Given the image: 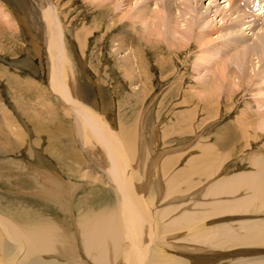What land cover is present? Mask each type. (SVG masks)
Instances as JSON below:
<instances>
[{
    "label": "rangeland",
    "instance_id": "1",
    "mask_svg": "<svg viewBox=\"0 0 264 264\" xmlns=\"http://www.w3.org/2000/svg\"><path fill=\"white\" fill-rule=\"evenodd\" d=\"M96 1L98 0H52V4L54 5L55 10H57V15L59 16L58 18L59 22H61L60 20L61 17L64 29L65 28L69 29V31L68 29L66 30V35L64 40L62 41L60 40L61 50L59 49V51L61 55L63 54V57L58 58L57 55L51 56L48 51V48H46L47 42L49 40L47 38H49L48 35L54 38V36H56L59 32H61L62 24L56 25L57 31H55L54 29L55 26L52 27V29L55 32L50 27L46 26V25L50 26V24H45L44 21L45 18L42 17V8H41L40 0H0L1 31L11 36V34H9L8 28L9 26H13L12 28L14 29L15 34L17 33L13 41H9L7 43L5 39H1L0 41V49H1L0 75L3 73L0 76V118H1L0 120L6 124V127L8 126V123H10V125L11 124L14 125L11 126V128L10 126H8L10 131L11 130H13L14 132L16 131L19 132V134L24 133L21 141L23 139L27 140V141L24 140V143L26 145L28 144L31 147H33L35 146L37 140L39 139L38 142L41 144H39L40 146L38 145L39 147L35 146L36 147L35 151L33 150L34 153L35 154L37 153L38 155L41 154L42 156L47 155L48 153L49 164L51 163V161L53 162V164L51 163L50 166H52L54 170L58 169L57 172L60 173L57 174L60 175L59 177L61 179L62 177H64V180L66 179L68 182L71 183L75 182V184L77 183L76 185L79 186L86 183L84 184V186H81V189L77 192L76 197H74L73 199V208L75 215H77V212H79L80 210L83 209L85 210V208H87L88 206L90 207L92 206L95 209V210L92 209L94 210L95 215L101 211L105 213V211L107 210L106 207H108L109 209L110 207H114L115 206L114 204H117L119 201H122L121 200L122 195L118 189L119 188L117 183L118 181L116 179H114L113 181L112 179H110L108 175V169L111 165L108 166V164H105L106 166L104 167L107 170L104 169V167H102L104 164L102 163H104V161L106 162V159L105 158L103 159V155L102 154L100 155L99 152H98L99 155H97L98 153L97 151H95L96 146L100 147L102 145L100 139H98V135L96 134V129L91 125L90 126L85 125L83 121L80 119V117H78L75 110H72V108L75 105H79L78 103H72L69 101L73 95V92L76 93L79 101L85 107H88L92 115H98L103 113L105 115V121L113 129L116 128V130L114 129L115 131H119L124 126L133 132L135 136L134 142L136 145L135 152L132 153L128 157V160L126 159L125 161L127 162L128 165L135 167L132 168L134 171L138 169L139 164L142 165V173H136L137 174L136 180L138 181L140 179L138 181V185H143L146 182H148V180L150 182L146 192L144 194L140 193L142 199L143 200L144 198L150 199L152 197L151 202L154 203L157 201L161 205L160 208L176 206V211L172 212L170 215L162 219L163 222L162 224H164V226H166L168 222L171 221L176 216L177 217L181 216L187 213V211L188 213L193 212L199 215H207L209 213V211L207 210H209L212 204L217 205V202H219L218 205H220L221 202H222L221 204H224V201H226L225 203L229 201L232 203L235 200L237 201L239 199H243V197H247L248 196L247 192L248 193L250 192L245 188L239 189L240 192L238 191L234 194L228 195L223 193L221 195H217L218 197L210 196V195L206 196L205 191L207 190L208 186L209 187L213 186L210 184L212 183L214 184L215 181H216L215 183L222 181L225 173H226L225 175L228 176H233V175L235 176L236 174L243 173L246 170L247 172L244 173H249V172L251 173L254 171L255 166L253 165L254 162L253 158H255V155L257 156L258 154H261V151H257L256 149L254 150L253 149L254 147H252L251 144H249L252 139V134H251L252 132L250 131L251 129L247 126L245 127L243 124L237 125L235 121H237L238 117L246 111L244 109H249V111L251 110L250 112L252 113L255 112L256 114L254 113L255 115L254 118H256V120H258L260 123L263 122L264 120V111H263L264 110V60H261L259 55H255L252 58H250L249 61H247L248 62L247 66L249 68L251 67L250 70L251 71L253 70L251 73L252 74L254 73V75L251 79L249 77L247 79L245 78L246 80H243V78L240 77L241 74L243 73H241L237 65H226L228 66L227 69L228 71L230 66V69L234 67L237 72H235L234 74L230 73L228 76H226L227 79L226 78L224 79L226 83L225 82L221 83V81L217 79L216 84L213 85L215 91H213L212 93H208L206 91L204 94L200 93L201 89L204 90V88H206L207 82L208 81L211 82L210 81L211 78L213 80L216 78V74L218 73V68L221 66V65L220 66H216V65L217 64L219 65L220 62H223V64L227 63V61H229V59L233 55H235L236 52L239 51L241 45H238L240 43L239 41H236L235 46H233L234 47L233 50H231L228 47V44L231 43L230 40L235 39V36L229 34L227 30H223L222 32L217 34V32L215 31L216 25L217 28H219V26H222L223 23L220 21L221 19L220 16L219 18L216 19L217 20L216 21L215 20L216 17L214 18L213 13L211 12H208L209 16H206L207 12L205 13L204 5H208L210 1L190 0L189 1L190 3H188V1L185 0L177 1V2L175 1V3L174 2L173 3L174 5L175 4L176 5L174 6L172 4V6L176 7L177 5L178 6L180 4L182 5L181 6L182 13L177 11H176L177 13H175V10H173L174 13H172L173 15L171 14L172 18L173 16H175L174 18L176 19L174 27L175 25H177L176 27L179 29L178 32H175V34L181 37L180 35L182 34L179 33L180 31L188 35L190 37L188 46H186L185 48L184 47L185 45L182 42V46L184 48L183 47L179 48L182 49L183 50L182 51L176 49V47L173 45V43L175 41H178V39L170 40V46L173 49H176L175 53L171 55V52H169L170 50L169 51L167 50L168 52L165 53L166 55L165 56L164 52H160L161 54V55L159 54L160 58L159 56L155 57V55H152V57L151 55H144L145 61L143 64L146 65L147 70L143 69V67L141 69L140 67V69L139 70L137 69L135 73L136 77H134L133 79L129 78L123 67L117 64V56H115L114 53L115 45L113 43L114 42L113 39L117 27L115 25H109L110 27L107 26V20L104 21L105 24H103V26H101L100 28H98L97 25H95V22L93 20L95 14H93L94 11H92L89 4H92L91 2H96ZM218 1L219 2L216 4V7L218 9L219 8L226 9L223 6H225L228 2H226L225 0L224 1L218 0ZM136 2L137 0H133V5H134L133 7L136 8L137 10L142 6V4H144V2H146L148 11H151V14L153 9L159 7L156 5L157 0H138L137 4ZM201 3L204 4L202 5ZM119 4H120L119 5L120 9L118 8V10H116V15H118L120 18L127 17L124 20H128V21L134 20L137 22V19L135 17H132V19L131 17H128L130 14V13L129 14L126 13V9L128 7L125 6L123 2H120ZM187 4L193 5L198 12L194 11L196 13L193 12L192 15H190L191 13L189 14V12L187 14L184 13L185 11H183V9L186 8V6H188ZM199 6L202 7V9ZM174 7L173 9H175ZM89 8L91 10H89ZM131 16H133V14ZM194 19L196 20V23L194 22L195 21ZM242 19L244 20V18L242 17L240 18L239 21H241ZM251 19L252 18L247 16L246 18L247 22L245 20L244 21L242 20L240 24L242 25L243 22H246V24L242 26L243 28L242 27L241 28L246 29L248 27L249 30L248 29L244 30L245 33L244 35L246 36V38L251 39V41H253L254 38H256V36L253 35L254 30L252 29V31H250L249 28V26L250 25L252 26L254 23L253 20L251 22ZM138 24L141 25L139 20L137 25ZM172 25L173 24L171 22L169 26L171 27ZM169 26L165 27L169 29L168 33L171 30ZM58 28H60L61 30ZM257 28L255 29V32L258 31ZM166 30L167 29H165V34L166 37H168L167 35L169 34H167ZM75 32L76 33L80 32L81 36L79 35V33H77L81 38V39L78 38L77 35V38L80 41L83 39V37L84 39L86 38L85 40L81 41L82 44L81 42L79 43V40H77ZM83 32H85V34H83ZM62 33L59 39H62ZM203 33L205 34L202 35ZM181 40L183 39L181 38ZM40 41L41 43H39ZM4 43H6L4 46L8 45V47L7 46L4 47L2 45ZM53 45H55V38ZM150 47L152 49H155V47L151 45ZM9 48H13L16 51L12 49L9 50ZM62 48L64 49V53ZM166 49H167V44H166ZM69 50H71L72 53ZM147 50L151 51L149 47ZM47 51L49 54L47 53ZM236 57L233 56L234 59H236ZM146 59L149 61H146ZM252 59L254 61L251 64ZM161 60H163V62H161ZM55 61L60 63L57 64V62ZM53 62L54 64H52ZM253 64H257V65L253 67ZM51 65L53 67H51ZM58 65L59 66L62 65V66L58 68L59 67ZM248 67H246V69ZM249 68L248 71H250ZM56 70L59 71V73L61 71L63 72L66 70L67 72L65 71V73L67 74L65 75H62L64 74V72L63 73L61 72L62 77H65L64 79L65 80L67 79V81L72 80V82H70L71 85L69 84V88L72 89L66 88L70 92L69 96H65L66 94L62 92L60 84L58 82L59 73L56 72ZM68 74L70 75L68 76ZM138 76L143 77L142 80L144 78L147 79V81L144 79L148 85L146 90L144 91L135 88V82L138 81L137 78ZM50 79L52 82L50 81ZM31 82L32 83L36 82L35 84H37L38 87L33 86ZM230 82H235V87L231 86ZM52 85H55L56 89ZM229 85H230V89L234 88L231 89L232 92L228 90ZM38 88L41 89L40 93L42 92L41 94L42 97L41 95L37 94ZM17 89L19 91H17ZM230 92H231V96L229 95ZM27 93L30 95V96L28 95L30 99L34 98L30 102H27V100L24 101L25 98L26 99L28 98ZM21 95L22 97L23 96L25 97H23L22 99L23 101L21 100V102L18 103L16 101L17 97L20 98ZM45 100H47L48 102H46ZM35 103L36 105H34ZM48 103L51 104L52 107L55 108L58 107V110L56 109L54 110V112L52 111L55 117H59L58 121L49 118L51 117L50 114L52 109L51 106L49 105L47 106ZM44 104H46V106L48 107L47 110H45L46 106ZM39 106L43 108V112L45 114V116L42 115L40 116V118L45 123H47V121L49 120L53 122V123L51 122L52 124L51 123L48 124L50 122L49 121L46 127L44 126V128H41L46 132H40V131L38 132L35 130H34L35 132L32 131L34 128V123H33L34 120L30 119L29 115L31 114L32 111L33 112L30 115V117L38 115V113L34 110H36V108ZM24 111L26 113L27 111H29V114L28 113L26 114ZM58 112L60 113V116L56 115V113ZM20 115L21 117H19ZM3 116L5 119L3 118ZM63 117L64 120L62 121ZM13 118L15 119L13 120ZM29 122L31 125L29 124ZM16 124L18 125L16 126ZM224 125L225 127L231 126L233 129L232 130L226 129L222 127ZM55 126L56 127L59 126V129L57 128L58 129L57 130ZM16 127L19 130H17ZM229 130L230 132L235 131L236 141H234L233 143L227 142L225 144L227 145L226 149H222V147L224 146L222 140L224 141V136L229 133ZM134 132H136V134ZM29 133L31 134L30 136ZM49 133H51L50 134L51 136L47 135ZM14 134L16 135L17 133ZM53 134H55V136ZM12 137L13 139H16L19 138V135L17 134V136H11V138ZM83 139L85 140L89 139L90 142H88L89 140L85 142L83 141ZM245 140H248L247 141L248 144ZM81 141L85 143V146ZM258 141L261 144V147H263L264 131H262L261 139H258ZM207 142L208 143L212 142L216 144V147L218 148L216 149L215 147V152H218L221 155H225V158L223 159L224 162L222 161L223 163L222 162L219 163L220 167L216 175L215 176L212 175L209 177L207 176L208 178L205 177V175H202L203 176L202 178L205 179L204 182L203 179L196 178L197 175L195 174L193 175V177L196 180L194 181L195 185L191 187L192 189L190 188L189 191L187 192H175L171 196L169 195L166 199H164L163 197L166 195L165 191L169 185L168 178L170 177V174L174 173L175 175L176 173H178V171L180 170L182 171V169H185V167L194 157L196 158L201 156L205 147L204 145ZM253 144H257V143L254 142ZM88 147L90 148L88 149ZM138 149H140V151ZM90 150L94 153L96 152L95 155L97 158L95 157V155H92V152H90ZM52 152H54V154ZM57 152L66 154L63 155L66 159L64 161L59 160L58 157L54 156L55 153ZM106 153L107 151L105 150L104 156ZM87 154H90L91 156L90 155L89 156L94 157L95 160L94 158H91V160L88 159ZM13 158L14 161L12 160ZM76 159H80V160H77L76 163L75 161ZM96 159L98 162H96ZM12 161L14 163L12 165L13 167H11V164L8 165L9 163H12ZM19 161L20 163H23L24 166H27V168L24 170L23 168H20L18 165ZM37 162L38 161L36 160V158H31V157L28 158V156L25 153L18 155L14 153L11 154H7V153L5 154L4 152L0 153V167H1L0 168V213H1L0 216H2V214L6 216L8 214L11 215L12 213H14V216L16 217L14 218L16 220H19L17 216L20 215L22 216V219L24 218L23 221L33 220L35 219L34 217L38 214H42L41 216H38L40 217V219L44 217H51V218L56 217L59 218L60 220L61 219L63 220L64 218L67 217L66 211H62L57 205H54L55 203L53 201H47L42 196L32 195L31 193H29L32 191L31 189L32 188L34 189L35 187L36 182L33 180L32 170L35 165L37 164L40 165V163ZM91 162L92 163L94 162L95 165H91ZM170 162H172L171 165L169 164ZM165 163L167 164L168 168L170 169L173 168V171L166 168ZM69 165L76 169L79 167L78 169L80 173L86 172L89 175L90 174L95 175V177L96 174L98 173L97 175L100 174L102 180L93 181L92 179L82 176L83 174L80 173L78 174V172H75L76 170L69 172L67 171L69 170ZM224 165L228 166L229 174L227 173L228 170L226 172L222 171ZM81 168L82 170L84 169V172L80 170ZM166 169H168L170 172ZM10 173H12L13 175L12 176L9 175ZM157 173L162 174V176ZM145 174H147L149 177ZM217 175H221V176H217ZM146 176L148 177V179ZM165 176L167 177V179ZM161 177H163V179ZM220 177H222V179ZM103 178L105 181L103 180ZM149 178H152L151 179L152 182L150 181ZM64 180L62 179L60 181H64ZM112 182L115 183L113 184ZM152 185L155 188H153ZM158 189L161 191L160 197L158 196ZM202 190L204 191L202 192ZM84 195H86L85 196L86 200L83 197ZM213 197L215 199H213ZM158 203L157 205L159 207ZM155 204L153 205L155 206ZM203 207H206L208 209ZM30 208L31 211L33 210L31 214H30V210H28ZM97 208L100 209L96 210ZM26 210H28V212ZM39 210L40 211L42 210L41 213ZM17 211H19V213ZM15 212L17 213L15 214ZM34 212L35 213L39 212V213L35 214ZM240 212L244 215H242ZM240 212H239L240 215L237 212H227L224 213L223 216H219V217L212 216V218L208 220L196 219V221H194L189 227H186V229L178 228V232L174 235L175 239H173V241L176 242L174 246L177 248L170 249L168 254H171L173 256L176 254H179L180 256L181 254H185L181 257V259L182 258L185 259L184 257L187 255L191 256L192 258H194V262L191 264L194 263L213 264L210 262V260L207 263V261L202 262L200 261V259L201 260L206 259L205 257L206 254L208 256V254L213 251L216 252V251L235 249L234 245L232 247L225 246L224 248H221L222 245H219L218 247L213 246L214 240H217L218 237L224 236L223 234H220V232L218 231L219 229H225L228 231L233 230V232L235 231L237 234L241 235L248 229L245 226V224H252L253 222L252 227L256 228L257 225L255 223L257 222V224L261 228V233L264 234L263 231L264 213H261L260 210L259 211L256 210L255 212H253V214H251V212L249 213L248 212L243 213L242 211ZM24 213L27 215H25ZM28 214L31 217H29ZM69 218L70 217L68 216V221H67L68 223H66V225L70 226L69 228L73 230V232H75L76 230L74 228L75 223L73 224V222H75V219H73L74 221L72 222V220ZM236 220L238 223H234L236 222ZM247 220L249 223L247 222ZM260 222L262 224H259ZM217 224L218 226L216 228L215 225ZM228 225L230 226V228ZM236 226L237 229H235ZM194 231L197 232L195 233ZM206 231L207 232L210 231V233L207 236L205 235L207 233ZM215 231L217 233H215ZM199 236H201L202 238H200ZM163 238L165 237L163 236ZM171 239L172 238L169 239L165 238L162 239V241L166 243L168 240ZM206 241L208 242V244ZM125 243L127 244V242ZM245 245H247L246 250H251V252L243 251V250L241 252L234 251L235 253H237V255L239 253L240 254L238 256L236 255L235 257L228 258L227 261L225 260V262L224 261L222 262V260H220V262L217 263L235 264L237 262V259L239 260L241 257H243L241 259H245L246 261H248L249 264L254 263L255 261L256 262L264 261V243L258 244L257 242L254 244H243L242 247H245ZM187 248L188 250H186ZM203 253L206 254L203 255ZM234 255L235 254H232V256ZM249 255L251 258L249 257ZM167 257L169 258L170 255H167ZM181 259H180V263L188 264L186 259H185L186 260L185 263L182 262L183 259L182 260Z\"/></svg>",
    "mask_w": 264,
    "mask_h": 264
},
{
    "label": "bare ground",
    "instance_id": "2",
    "mask_svg": "<svg viewBox=\"0 0 264 264\" xmlns=\"http://www.w3.org/2000/svg\"><path fill=\"white\" fill-rule=\"evenodd\" d=\"M175 1L177 2V1H183V0H157L156 5L159 7H156V9H153L152 14H151V11H148L147 3H146L147 1L144 2V4H142V6L140 8H138V10L133 7L134 6L133 0H98L96 2H91L92 4H89L92 11H94L93 14H95V15H94L93 20L95 22V25H97L98 28L103 26V24H105L104 21H106V20H107V26L115 25L117 27V29L115 30V35H114V39H113V41H114L113 43L115 45L114 53H115V56H117V64H119L120 66L123 67V69L125 70V72L127 73L129 78L133 79L134 77H136L135 73H136L137 69L138 70L140 69V67H141V69H142V67H143V69H146V65L143 64L145 61L144 55H151V57H152V55H155V57H156V56H159L160 52H164V55H165V53L168 52L169 50H170L169 52H171V55H172L173 53L176 52V49L183 47L182 42L184 43L185 48H186V46H188L189 39H190V37L188 35L184 34L183 32H180V31H179V33L182 34V35H180L181 37H179L175 34V32H178L179 29L176 27L177 25H175V27H174L176 19L174 18L175 16H173V18H172V15H173L172 13H174L173 10H175V13H177V12L182 13V9H181L182 5L181 4L179 6L177 5L179 8L177 6L174 7L176 5V4L174 5ZM185 1H188V3H190L189 2L190 0H185ZM208 1H210L209 4L204 5L205 6V8H204L205 13L207 12L206 13L207 15L206 14L205 15L209 16L208 12H211V13H213V17L214 18L216 17L215 20L217 18H219V16H220L221 17L220 21L223 23L222 26H219V28H217V25H216L215 31L217 32V34L222 32L223 30H227V32L229 34H231L232 36H235V39L230 40L231 43L228 44V47L231 50H233V48H234L233 46H235L236 41H239L240 44H238V45H241V47H240L239 51L236 52L235 55H233L235 57L237 56L236 59H234L232 56L229 59V61H227V63H225V64H223V62H220L219 65L218 64L216 65V63H215L216 66H220V65L221 66L218 68V73L216 72L217 73L216 78L214 80L211 78V80H210L211 82H209V81L207 82L206 88L202 87V88H204V90H202V89L200 90V93H203V94L205 93V91L208 93H212L213 91H215V89L213 88V85L216 84L217 79H219L221 81V83H224L225 82L224 79L226 78V76H228L230 73L234 74L235 72H237L234 67H232V69H230V66H229V71H228L227 70L228 66H226V65H237L238 68L240 69L241 73H243V74H241L240 77L243 78V80H246L248 77L251 79L254 75V73L253 74L251 73L253 71V70L252 71L250 70L251 67L249 68L247 66L248 65L247 61H249L250 58H252L255 55H259L260 59L264 60V30H262L260 28L258 29L254 23L252 26L250 25L251 26V27L249 26L250 31H252V29H253L254 30L253 35L256 36V38H254V40L251 41V39L246 38V36L244 35L245 34L244 30H247L248 27L246 29H242L243 28L242 26L244 24H246V22H247L246 18H247L248 14H245V13L248 12V6L242 8L241 5L236 0H225L226 2H228L226 5L224 4L225 6H223L226 9H221V8L218 9L216 7V4L219 2L218 0H208ZM40 2H41V8H42V17L45 18V20H44L45 24H50V26L49 25H46V26L50 27L51 29L53 26H55L54 29H55V31H57L56 25L62 24L61 25L62 30L60 28H58L61 30V32L58 33L59 35L57 34L56 36H54L55 45H53L54 38L52 36L50 37L48 35L49 38H47V39H49V40H48V42L45 41V42H47L46 48H48V51H49L51 56L57 55L58 58L63 57V54L61 55V53L59 51V49L61 48L60 40L61 41L64 40L65 35H66V30L68 28L64 29L61 17H60L61 22H59V20H58L59 16L57 15V10H55L54 5L52 4V0L51 1L50 0H40ZM120 2H123L124 5L129 8V9L127 8L128 11L126 9V13L127 14L130 13L128 17H131V19H132V17H135L137 19V22L134 20H131V21L124 20L127 17L120 18L118 15H116V10H118V8L120 7L119 6ZM137 3H138V0H137L136 4ZM172 4L174 6H172ZM187 5L188 6H186V8L183 9V11H185L184 13L187 14L189 12V14L191 13L190 15H192V13L194 11H197V9L193 5H190V4H187ZM0 6H1V3H0ZM173 7L175 9H173ZM200 8L202 9V7H200ZM91 9L89 8V10H91ZM194 13H196V12H194ZM132 14H133V16H131ZM262 14L263 13H261V12L257 13L258 16H262ZM242 17L244 18V20L246 22H243L241 25L240 23L243 19L241 21H239V20ZM263 17H264V15H263ZM138 20L140 21L141 25L140 24L137 25ZM171 22L173 25L170 27L169 24H171ZM194 22L196 23V20ZM251 22H252V19H251ZM250 24H252V23H250ZM167 26H169L171 29L169 33H168L169 29L165 28ZM12 27L13 26H9V28H8L9 34H11V36L5 34V32H2L0 29V41H1V39H5L6 43H7V42L13 41L15 39V36L17 33L15 34L14 29ZM256 28L258 31L255 32ZM165 29H167L166 32L170 36L167 35L168 37H166ZM242 30H243V33H242ZM62 31H63V33H62ZM68 31H69V29H68ZM61 33H62V39H59L61 36ZM77 33H79V35H80V32H77ZM77 33H76V38L78 35ZM83 34H85V32H83ZM204 34L205 33H203L202 35H204ZM79 35H78V38H80ZM246 35H247V33H246ZM45 38H46V36H45ZM78 38H77V40H79ZM181 38L183 40H181ZM85 39L83 37L82 40H85ZM172 39H178V41H175L173 43V45L176 47V49H173L170 46V40H172ZM81 41L79 40V43ZM166 41H167V43H166ZM6 43H4L2 45L4 46ZM39 43H41V41ZM113 43H112V46H113ZM165 43L167 44V49H166ZM81 44H82V42H81ZM150 45L155 47V49H152L150 47ZM6 46L8 47V45H6ZM6 46H4V47H6ZM63 47H64V45H63ZM148 47L151 49V51L147 50ZM10 49L14 50L13 48H9V50ZM179 50H182V49H179ZM179 50H177V51H179ZM14 51H16V50H14ZM48 51H47V53H48ZM69 51L71 52V50H69ZM63 53H64V49H63ZM185 53H186V50H185ZM159 58H160V56H159ZM163 60H161V62H163ZM146 61H149V60L146 59ZM253 61L254 60L252 59L251 64L253 63ZM55 62H57V61H55ZM58 63H60V62H57V64ZM52 64H54V62ZM63 64H64V62H63ZM158 64H160V63H158ZM163 65H161V66H163ZM256 65L257 64H253V67ZM61 66H59L58 68H60ZM72 66H74V65H72ZM51 67H53V66L51 65ZM55 67H56V65H55ZM246 67H248L250 71H248V68L246 69ZM210 70H211V67H210ZM65 71H63L64 74H62V75L67 74V73H65ZM56 72L59 73V71H57V70H56ZM61 72L59 74L57 73L59 76L58 82L60 84L62 92L64 94H66L65 96H69L70 92L67 89H72V88H69V84H70V82H72V80L71 81L70 80L67 81V79L65 80L64 79L65 77H62ZM84 72H85V70H84ZM69 75L70 74H68V76ZM148 75H150V74H148ZM137 78H138V81H140V82L135 80L136 81L135 82V88L141 89L143 91L146 90V88L148 86L146 83L147 79L144 78L146 81L144 79L142 80L143 77H141V76H138ZM50 81H51V79H50ZM54 82H56V81H54ZM35 83L31 82V84L33 86H37V84H35ZM130 83H132V82H130ZM53 84H55V83H53ZM132 84H134V83H132ZM230 84H231V86L235 87V82H230ZM52 86H54V88L56 89L55 85H52ZM75 86H77V85H75ZM231 89H234V88H231ZM231 89H230V85H229L228 90L231 91ZM40 90L41 89L38 88L37 94H39V95L42 94V92L40 93ZM17 91H19V90L17 89ZM44 92H46V91H44ZM231 92L229 93L230 96H231ZM224 94H225V92H224ZM232 94H234V93H232ZM25 95H26V93H25ZM28 95L29 94L27 93L28 98L27 99L25 98L24 101L27 100V102H30L34 98L31 97L32 99H30L29 98L30 95L29 96ZM12 96H9V97H12ZM15 96H17V95H15ZM21 97H22V95H21ZM21 97L20 98L17 97L16 101L18 103H20L21 100L23 99V97H25V96H23L22 98ZM41 97H42V95H41ZM44 98H43V100H44ZM206 98H207V96H206ZM68 100H69V97H68ZM45 101L48 102L47 100H45ZM69 101L72 103H78L79 104V105H75L72 108V110H75L76 114L78 115V117H80V119L83 121V123L85 125H88V126L91 125L96 129V134L98 135V139H100L102 145L100 147L96 146L95 151H97V153L99 152L100 155L102 154L103 159L104 158L106 159V162L104 161V163H102V164H104L103 166L101 165L102 167L106 166L105 164H108V166L111 165L108 169V175H109L110 179H112L113 181H114V179H116L118 181L117 182L118 187H119L118 189L121 192V195H122L121 200L122 201L117 200L119 202L117 204H114L115 206L113 205L114 207H110L109 209H108V207H106L107 210L105 211V213H103L101 211L95 215L94 214L95 209L92 206L91 207L88 206L87 208H85V210L83 209V210H80L79 212L76 211L77 215H75L74 208H73V199H74V197H76L77 192L81 189V186H84V184H86V183L79 186V185H76L77 183L75 184V182L71 183V182H68L66 179L64 180V177H62V179L68 183H66L64 181H60V180H62L59 177L60 175H58L60 172L58 173L57 172L58 169L54 170L52 168V166H50L51 163L53 164V162L51 161V163L49 164L48 153H47V155H44V156H42L41 154L38 155L37 153L36 154L34 153L35 148L39 147L40 146L39 144H41L38 142L39 139L37 140L36 144L34 142L36 147L35 146L31 147L28 144L26 145L24 143L25 139H23L21 141L23 134H24L23 132H22L23 134H19V132H16V131L14 132L13 130L10 131L8 126H10V128H11V126H14V125L13 124L10 125V123H8V126L6 127V124L0 120V153H3V152L5 154L6 153L7 154L14 153L16 155L25 153L28 156V158H30V157L36 158V160L40 163V165H38L37 164L38 162H37L36 164L38 166L35 165L33 168L34 171L32 170L33 180L36 183H35L34 189L32 188L31 189L32 191L31 192L28 191V192L31 193L32 195L42 196L47 201H53L55 203L54 205H57L62 211H66V213H67V215H66L67 217L64 218L63 220L62 219L60 220L59 218H56V217L55 218L44 217V218L40 219V217H38V216H41L42 214H38L34 217L35 219L28 220V221H23L24 218L22 219V216H20V215L17 216L19 218V220H16L14 213H12V214L10 213L11 215H9L7 213L8 215H6V216L2 214V216H0V264H182V263H180V259L185 254H181V256L179 254H176L174 256L171 254H168L170 249L177 248L174 246V244L176 242L173 241V239H175L174 235L178 232V228H185L186 229V227H189L194 221H196V219L208 220V219L212 218V216H214V217L223 216L224 213H227V212L239 213L240 211H242L243 213L251 212V214H253V212H255L256 210H258V211L260 210L261 213H264V146L261 147V144L258 141V139H261L262 131H264V123H263L264 120L261 123L258 120H256V118H254L255 112L252 113V112H250L251 110L249 111V109H244V110H246L245 112L247 114L244 112L242 115H240L238 117L237 121L234 120L237 123V125L243 124L245 127L247 126L251 129L250 131L252 132L251 133L252 139H251V142L249 144H251V146L254 147L253 148L254 150L256 149L257 151H261V154H258L257 156L255 155V158L252 157L253 161H254L253 165L255 166V168L253 167L254 171L251 173L250 172L244 173V172H247V170H246L243 173L238 172L239 174H236L235 176L233 174H230L233 176H228V175H225L226 173L225 174L223 173V172H226L228 170L227 173L229 174L228 166L224 165L223 170L221 169L223 171L222 173L224 174L223 179H222L223 176L220 177L222 179V181H219L218 183H215L216 182L215 181L214 184L213 183L210 184V185H213L211 187H209L207 185L208 188L205 191L206 196L207 195L217 196V195H221L223 193L228 194V195L234 194V193L238 192L239 189L245 188V189L249 190L251 195H250V193L247 192V195H248V196L246 195L247 197H243V199H239L237 201L235 200L232 203L228 200L230 203L229 202L225 203L226 201H224V204H221L222 202L220 203V205H218L219 202H217V205L212 204L211 207L209 208V210H207V211H209V213L207 212L208 213L207 215H199V214L193 213V212L188 213V211H187V213H185L181 216H178V217L176 216L171 221H169L167 225L165 224L166 226H164V224H162L163 223L162 219H164V217H167L168 215H170L172 212L176 211V206L175 207L160 208V206H161L160 203H158L156 201L159 204V207H158L156 202H154V203L151 202L152 197L150 199L149 198H146V199L144 198V200L142 199L140 193L144 194L146 192V190L148 189L147 187L149 186L150 182L148 180V182H146V181H145L146 183L144 182L145 184L138 185V181L140 179L138 181L136 180V175H137L136 173H142V165L139 164L138 169H136L134 171L132 168H135V167L128 165L127 162L125 161L126 159L128 160V157L132 153L135 152L136 145L134 142L135 136H134L133 132L124 126L119 131H115L116 128H114L115 129L114 130L105 121V115L103 113L98 114V115H92L91 112L89 111L88 107H85L79 101L75 92H73V95ZM49 103L47 104V106L48 105L51 106V104H49ZM34 105H36V103ZM44 105L46 106V104H44ZM40 106L37 107L36 110L33 109L34 111H36L38 113V115L30 117V115L33 112L32 111L31 114L29 115V118L34 120V122L31 121L34 123V128L32 131L35 130L38 132L39 131L40 132H46V131L42 130L41 128H44V126L46 127V125L50 124L52 121H50V120H49L50 122L47 121V123L49 122L47 124L40 118V116H42V115L45 116V114L43 112V108ZM45 106H43V107H45ZM47 106H46L45 110H47V108H48ZM25 107H27V106H25ZM21 109H23V108H21ZM51 109H52L51 114H50L51 117H49V118H52V119L58 121L59 117H55V115H53V113H52V111L54 112V110H56V109L58 110V107L55 108V107L51 106ZM25 110H26V108H25ZM28 110H29V108H28ZM55 112H57V111H55ZM27 113L29 114V111H27ZM45 113H46V111H45ZM56 115L60 116V113L58 112V113H56ZM19 117H21V115ZM211 117H212V115H211ZM3 118H4V116H3ZM14 119L15 118H13V120ZM63 120H64V117H63L62 121ZM29 124H30V122H29ZM17 125L18 124H16V126ZM19 126H20V124H19ZM49 126H51V125H49ZM222 127L226 128V129H231V130L233 129L231 126L225 127V125H224ZM57 128L59 129V126L56 127V129ZM16 129H17V127H16ZM17 130H19V129H17ZM51 130H53V129H51ZM66 130H64V131H66ZM9 131H10V133H9ZM52 132H54V131H52ZM14 133H17L19 135V138H16V139H13V137L11 138V136H17V134L15 135ZM64 133H66V132H64ZM134 133L136 134V132H134ZM50 134L51 133H49L47 135H50ZM77 134H78V132H77ZM30 135L31 134L29 133V136ZM41 135H42V133H41ZM53 135L55 136V134H53ZM244 135H245V133H244ZM56 136H57V134H56ZM235 136H236L235 131L230 132V130H229V133L224 136V141L222 140L223 145H224L222 147V149H226L227 145H225V144L227 142L233 143L234 141H236ZM81 140H82V138H81ZM87 140H89V139H87ZM87 140L83 139V141H85V142ZM25 141H27V140H25ZM50 141H51V139H50ZM245 141L247 142L248 140H245ZM88 142H90V140ZM252 142L253 143L255 142L257 144H253ZM97 143H98V140H97ZM83 144L85 146V143H83ZM247 144H248V142H247ZM99 145H100V143H99ZM137 145H138V142H137ZM204 146L205 147H204V150H203V153L201 156L196 157V158L194 157L190 162L188 161L189 164L185 167V169H182V171L181 170L178 171V173H176L175 175H174V173L170 174V177L168 178L169 179V181H168L169 185L165 191L166 195L164 197L162 196L164 199H166L169 195L171 196L175 192H187V191H189V189L195 185L194 181L196 179L193 177V175H195V174L197 175L196 178L203 179L204 182H205V179L202 178L203 177L202 175H205V177L216 175V173L218 172L219 167H220L219 163L223 161V159L225 158V155H221L220 153L215 152L216 144H214L212 142H209V143L207 142ZM236 146H237V144H236ZM249 147H250V145H249ZM64 148H65V146H64ZM89 148L90 147H88V149ZM138 148H140V147H138ZM143 148H144V146H143ZM217 148L218 147H216V149ZM228 149H229V147H228ZM60 150H62V149H60ZM105 150L107 151V153L104 156ZM136 150H137V148H136ZM138 150L140 151V149H138ZM103 151H104V153H103ZM90 152H92V151L90 150ZM49 153H51V152H49ZM52 153L54 154V152H52ZM99 153L97 155H99ZM95 154H96V152L95 153L92 152V155H95ZM63 155H66V154L57 152V153H55L54 156L58 157L59 160L64 161L66 158ZM87 155H88V159H90V160H91V158H94V157H90L91 156L90 154H87ZM44 157H46V158H44ZM95 157H96V155H95ZM141 157H142V155H141ZM73 158H74V156H73ZM12 160L14 161V158ZM77 160H80V159H76L75 160L76 163H77ZM94 160H95V158H94ZM13 161H12V163H9L8 165L11 164V167H13L12 166L14 164ZM67 161H68V159H67ZM92 161H93V159H92ZM10 162H11V160H10ZM96 162H98L97 159H96ZM171 163L172 162H170L169 164L171 165ZM18 165L20 168H23V170L27 168V166H24V164L20 163V161L18 162ZM73 165H74V163H73ZM91 165H95L94 162L93 163L91 162ZM1 166H3V165H1ZM97 166H98V164H97ZM247 166H248V164H247ZM165 167L168 168L167 164L165 165ZM14 168H15V166H14ZM78 168L76 169V168L69 165V170H67V171L71 172V171L76 170L75 172H78V174H79L80 172H79ZM104 169H106V168L104 167ZM168 169H170V168H168ZM168 169H166V170H168ZM80 170L82 172H84V169L82 170V168H81ZM145 170H146V168H145ZM147 170H148V168H147ZM170 170L173 171V168H171ZM16 171H18V170H16ZM159 173H157V174H159ZM80 174H83L82 176L87 177L89 179H92L93 181L102 180L100 177V174L97 175L98 173L96 174V177H95V175H91V174L89 175L86 172L80 173ZM9 175L12 176L13 174L10 173ZM145 175H147V174H145ZM159 175L162 176V174H159ZM217 176H221V175H217ZM148 177H147V179H148ZM191 177H193V178H191ZM161 178L163 179V177H161ZM110 179H108V180H110ZM149 179L151 181L152 178H149ZM166 179H167V177H166ZM103 180H104V178H103ZM87 182H89V181H87ZM90 185H91V183H90ZM153 188H155V187L153 186ZM204 190H205V188H204ZM204 190H202V192ZM160 193H161V191L158 189V196L159 197L161 196ZM152 195H153V193H152ZM85 196L86 195H84L83 197L86 200ZM239 196H240V194H239ZM222 197H223V195H222ZM213 199H215V198L213 197ZM165 201H167V200H165ZM153 204H155V206ZM108 205H110V204H108ZM179 207H180V205H179ZM203 208H206V207H203ZM92 209H94V210H92ZM99 209L97 208L96 210H99ZM178 209H180V208H178ZM206 209H208V208H206ZM28 210H30V214L33 211V210L31 211V208ZM28 210H26V211L28 212ZM101 210H103V209H101ZM41 211H40V213H41ZM17 212L19 213V211H17ZM17 212H15V214ZM24 212H25V210H24ZM204 212H206V211H204ZM37 213H39V212H37ZM37 213H35V214H37ZM240 213H239V215H240ZM0 215H1V213H0ZM25 215H27V214H25ZM242 215H244V214H242ZM28 216H29V214H28ZM45 216H47V215H45ZM68 216L70 217L69 219H71L72 222L74 221L73 219H75V222H73V224L75 223L74 224L75 225L74 228L76 229L75 232H73V230H71L69 228L70 226L66 225V223H68L67 222ZM29 217H31V216H29ZM26 218H27V216H26ZM226 218H227V216H226ZM243 219H245V218H243ZM220 221H221V219H220ZM247 222H248V220H247ZM234 223H238L237 220ZM241 223H243V222H241ZM224 224H226V223H224ZM252 224H253V222H252ZM252 224H245V226L248 229H247V231H245L241 235L237 234L234 231L237 234L236 235L233 232V230L228 231L225 229H219L218 231L220 232V234H223L224 236L222 235L223 237H218L217 240H214V237H213V240H214L213 246L218 247L219 245H222L221 248H224L225 246L232 247L234 245L235 249L225 250V251H216V252L213 251V252H210L208 254V256L206 253H203V255L206 254V256H205L206 259H203V260L200 259V261H202V262L207 261V263H208L210 260V262L213 264L220 262V260H222V262L223 261L225 262V260L227 261L228 258L235 257L237 255V253H235L234 251L241 252L243 250V251L251 252V250H246L247 245H245V247H242L243 244H254L257 242H258V244L264 243V234L261 233L260 226L256 222L255 224L257 226H256V228L255 227L253 228ZM259 224H262V223L260 222ZM217 226H218V224L215 225L216 228H217ZM231 227H232V225H231ZM249 227H250V229H249ZM257 227H259V228H257ZM229 228H230V226H229ZM232 229H234V228H232ZM235 229H237V226ZM229 230H231V229H229ZM200 231H202V230H200ZM237 231H239V230H237ZM263 231H264V229H263ZM165 233H167V234H165ZM209 233H210V231H208L205 235L207 236ZM215 233H217V232L215 231ZM162 234L165 238H167V239L172 238V239L168 240L166 243H164L162 241V239H165V238H163ZM199 237L202 238L201 236H199ZM125 242H127V244ZM188 242H190V241H188ZM207 244H208V242H207ZM208 246H210V245H208ZM186 247H187V245H186ZM260 249H263V248H260ZM183 250H185V249H183ZM186 250H188V248ZM173 253H175V252H173ZM232 254H235V255L232 256ZM167 255H170V257L168 258ZM249 257H250V255H249ZM184 258L187 260L188 264L189 263L191 264L194 262V258H192L191 256L187 255ZM241 258H243V257H241ZM241 258L239 260L236 258L237 262L235 264H249L248 261H246L245 259H241ZM185 259H183L182 262L185 263L186 262ZM255 262L251 263V264H255ZM256 264H264V261L256 262Z\"/></svg>",
    "mask_w": 264,
    "mask_h": 264
}]
</instances>
